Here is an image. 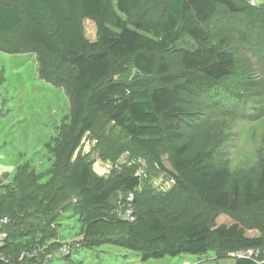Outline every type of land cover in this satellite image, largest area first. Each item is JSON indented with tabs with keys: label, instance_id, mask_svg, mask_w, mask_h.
Returning a JSON list of instances; mask_svg holds the SVG:
<instances>
[{
	"label": "trees",
	"instance_id": "1",
	"mask_svg": "<svg viewBox=\"0 0 264 264\" xmlns=\"http://www.w3.org/2000/svg\"><path fill=\"white\" fill-rule=\"evenodd\" d=\"M236 2L0 0V53L41 52L52 83H67L74 101L70 125L55 149L59 195L54 199L73 200L84 218L86 247L135 252L142 262L264 249V235L248 238L238 223L216 226L188 208L193 200L200 208L237 213L264 202V161L240 174L231 173L226 163L218 164L216 139L223 123L203 121L199 104L200 96L235 69L234 53L213 42L207 25L218 6L239 12ZM147 8L153 17L146 15ZM84 20L96 28L94 42L83 37ZM182 36L192 40L194 48L179 49ZM172 53L178 55L179 69L169 66ZM100 119L127 140L122 153L142 157L175 179L168 192H155L146 180L141 182L134 176L135 166L104 178L75 156ZM130 192L134 220L127 222L116 216L112 204L117 193ZM57 209L45 206L38 218L54 221ZM11 217L2 253H15V264L21 252L35 246L16 250L11 237L15 230H9L12 225L17 229L19 219ZM233 264L256 263L235 259Z\"/></svg>",
	"mask_w": 264,
	"mask_h": 264
},
{
	"label": "rangeland",
	"instance_id": "2",
	"mask_svg": "<svg viewBox=\"0 0 264 264\" xmlns=\"http://www.w3.org/2000/svg\"><path fill=\"white\" fill-rule=\"evenodd\" d=\"M236 6L240 10L236 13L218 6L207 25L213 42L234 53L235 69L208 95L200 96L199 104L203 121L223 123L216 139L218 164L226 163L231 173L240 174L264 161V0H238ZM146 15L153 17L149 8ZM82 26L84 39L94 42V24L84 20ZM194 46L185 36L177 44L179 49ZM46 61L44 54L34 49L18 55L0 53V216H18L17 229L12 225L9 230H15L11 236L15 249L35 246L48 252L63 245L71 248L70 256L46 264H233V253L209 251L199 256L181 254L142 262L135 252L111 246L86 247L84 218L73 207V200L62 203L54 199L59 195L55 194V149L62 132L70 125L74 101L67 83H52ZM169 66L179 69L175 53L170 56ZM126 143L117 128L100 119L92 132L84 136L75 156L85 159L97 175L109 178L132 166V155L122 153ZM164 163L171 170L166 160ZM144 175L155 192L169 191L164 188L163 171L147 164L142 169L143 178ZM128 197L129 193H117L113 199L112 206L122 215L118 201ZM55 205L58 209L54 221L38 218L45 206ZM188 206L191 213L213 225L238 223L248 238L264 235V202L241 208L237 213L200 208L193 200H189ZM130 210L134 211V206ZM6 253L3 254H9L7 258L13 261L15 253ZM31 262L27 264H42L41 259Z\"/></svg>",
	"mask_w": 264,
	"mask_h": 264
},
{
	"label": "built area",
	"instance_id": "3",
	"mask_svg": "<svg viewBox=\"0 0 264 264\" xmlns=\"http://www.w3.org/2000/svg\"><path fill=\"white\" fill-rule=\"evenodd\" d=\"M125 155L129 157L128 152H126ZM130 164L132 166H135L134 176L137 177L141 182L145 181V175L144 178L142 177V169H145L147 167V161L142 157L132 155ZM162 178L165 180L164 188L168 190L175 184V179L167 172H163ZM164 188L161 187L162 190H164ZM133 199L134 193L130 192L128 198L120 199L118 201L119 207L122 206L123 209V215L122 213H118V211L116 210V216L118 218L127 222H132L134 220L132 216L133 211L131 212L130 210L133 207ZM11 223L12 221L10 218L6 216H0V264H12L11 259H8L7 256L2 253L3 244L7 237L6 229L11 225ZM70 251L71 248L68 245L60 246L57 250L48 252L42 248L35 247L21 252L18 261L21 262L25 259L34 260L42 257V264H46L47 262L52 261L55 258H65L70 256ZM233 254L236 259H246L251 260L256 264H264V249H246Z\"/></svg>",
	"mask_w": 264,
	"mask_h": 264
},
{
	"label": "crops",
	"instance_id": "4",
	"mask_svg": "<svg viewBox=\"0 0 264 264\" xmlns=\"http://www.w3.org/2000/svg\"><path fill=\"white\" fill-rule=\"evenodd\" d=\"M231 254V253H230Z\"/></svg>",
	"mask_w": 264,
	"mask_h": 264
}]
</instances>
